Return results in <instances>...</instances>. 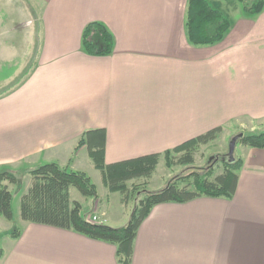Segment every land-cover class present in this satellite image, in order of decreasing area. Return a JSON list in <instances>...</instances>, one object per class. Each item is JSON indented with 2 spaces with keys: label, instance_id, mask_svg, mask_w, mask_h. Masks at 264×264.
Returning a JSON list of instances; mask_svg holds the SVG:
<instances>
[{
  "label": "crops",
  "instance_id": "0c3cea01",
  "mask_svg": "<svg viewBox=\"0 0 264 264\" xmlns=\"http://www.w3.org/2000/svg\"><path fill=\"white\" fill-rule=\"evenodd\" d=\"M17 1H0V33L12 35L0 62L13 71L1 81L17 77L9 64L20 54L36 57L22 85L0 96V169L55 163L108 187L96 164L163 155L217 128L264 130V11L250 18L240 4L239 17L220 9L231 30L197 47L185 30L188 0ZM93 23L112 35L110 56L84 51ZM92 134L103 135L104 149L90 151ZM243 148L233 196L154 207L132 264H264V150ZM22 179L28 191L32 178ZM71 199L90 222L125 226L98 198L72 189ZM19 230L18 239L3 237L0 264H119L112 244L24 221Z\"/></svg>",
  "mask_w": 264,
  "mask_h": 264
},
{
  "label": "trees",
  "instance_id": "16d2710c",
  "mask_svg": "<svg viewBox=\"0 0 264 264\" xmlns=\"http://www.w3.org/2000/svg\"><path fill=\"white\" fill-rule=\"evenodd\" d=\"M237 1L247 17H257L264 11V0H257L251 6L247 4V0ZM231 27L230 19L220 10L214 9L209 0H188L185 30L188 42L191 45L197 47L217 45L225 39ZM95 37H99L102 47L96 46L98 41L95 42ZM82 45L87 54L105 57L112 54L114 40L102 24L93 23L85 29ZM5 70L8 71V76L12 73L10 68L3 66L0 69V75ZM7 75H2L0 81ZM28 75L29 73L25 75V78ZM25 78L22 81L13 83L10 89L0 93V96L7 95L14 89L19 88ZM222 131V128L214 129L172 151L165 152L163 155L126 162L107 170L99 164H96V167L104 172L111 191L127 194L126 183L141 177L144 179L151 178L161 158L165 160L168 168L175 165H193L195 163L194 154L198 149L216 141ZM241 134L243 136L237 144L264 150V132H244ZM85 142V139L80 141L74 156ZM89 144L91 152L93 149H104L103 135H98V137L95 134L90 135ZM241 163V160L235 158L224 162L223 164L227 166L225 173L214 180H211L213 177L212 171L205 175L193 172L172 178L160 191L148 192L143 190L139 192L129 222L121 228H111L90 222L83 216L82 206L72 201V189L79 192L84 198H98L95 184L85 173L69 171L67 168H62L55 163L45 164L23 172L3 168L0 169V216L7 222L14 221L12 207L14 196L8 190L6 183L18 185L23 174H28L32 178V184L21 198L20 216L22 221L73 231L92 240L112 244L117 248L118 263L132 264L134 242L138 231L154 207L168 203L184 204L202 197L231 198L235 192L238 181L237 172ZM123 202V204L128 203V196L124 198ZM20 235L21 231L19 229L9 234L12 239H18ZM2 256L3 250L0 245V257Z\"/></svg>",
  "mask_w": 264,
  "mask_h": 264
},
{
  "label": "rangeland",
  "instance_id": "374dc122",
  "mask_svg": "<svg viewBox=\"0 0 264 264\" xmlns=\"http://www.w3.org/2000/svg\"><path fill=\"white\" fill-rule=\"evenodd\" d=\"M256 1L257 0H247V4L251 6ZM17 2H18V5L19 4L24 5V3H26V5H29L28 2H26L25 0H18ZM209 3L212 5L214 9H218V10L222 9V11H224V13L226 14L230 13L231 8H232V13H235V14H231L232 17H236V16L239 17L238 16L239 3L237 0H220L217 2L215 0H209ZM16 34L17 33H15L13 36H15ZM8 36L12 37V35L10 34L8 35L6 33H0V40H1L0 46H4L5 44H10L6 41L7 40L6 37ZM94 40L95 42L98 41V43L96 44L97 47H102V43L99 37H95ZM18 51H20V49ZM0 53H1L0 58L8 59L10 57L6 55L4 49L3 50L0 49ZM35 53H36V50L31 49L30 51L26 52L24 56L20 54L21 58L10 63L12 65L9 64V66L14 67V69L19 68V71L18 73H16L17 77L16 78L14 77L15 79L13 78L12 80H8V81H4V80L0 81V93L5 92L6 90H9L13 83H15L16 81H20V80L22 81L25 78V75L28 74L34 66L35 57H36ZM3 55H5V57H2ZM15 55H18V53ZM1 65L2 63L0 62V68L5 66V65L3 66ZM7 74H8L7 70H5L2 73V75H7ZM2 75H0V78ZM259 132H264V130L260 127H257L254 130H252V132H247V133H259ZM239 133L241 134L244 132H234V131L230 132L228 130L222 131V133L219 135L216 141L206 146L200 147L198 149V151L194 154L195 163L193 165H189V166L175 165L172 168H168L166 166L165 160L161 158L157 166L155 167V171L151 178L144 179L143 177H141V178H138L132 181H128L126 183L127 194L126 193L123 194L122 192H119V191L117 194H110L109 188L106 186H103L101 177L100 178L94 177L92 181H95L96 186H97L98 201H102V203L110 209L111 215H115V214L122 215L123 224H119V225H126L129 222L131 214L134 210L136 199L139 197V192L143 190L148 191V192L160 191L168 184V182L172 178L178 175H187L193 172L199 173L200 175H205L209 171H212L213 177L211 178V180H214L216 177L224 174L227 169V166L224 165L223 163L231 159L228 156L230 142L232 138L238 135ZM243 147L244 146L240 144L236 145V149H235L234 156H233L236 160L242 159V151L244 149ZM180 156H177V157L179 158ZM23 176H25V174H23ZM22 178L20 182L23 183V186L21 187H18L19 184L10 185L9 183H6L8 190L14 196L13 204H12L13 213H14V221L7 222L3 217L0 216V241H1L0 244L1 246L5 242L3 240L4 239L3 237L5 235L10 234L16 229H21L22 220L20 216V203H21L22 196L25 194L24 191H26L27 187H29L28 182H24ZM126 196H128V203L123 204L124 203L123 200ZM102 221L103 219L101 220V222Z\"/></svg>",
  "mask_w": 264,
  "mask_h": 264
},
{
  "label": "water",
  "instance_id": "95a60500",
  "mask_svg": "<svg viewBox=\"0 0 264 264\" xmlns=\"http://www.w3.org/2000/svg\"><path fill=\"white\" fill-rule=\"evenodd\" d=\"M243 134L236 135L230 142L228 156L234 160V152L238 141L242 138Z\"/></svg>",
  "mask_w": 264,
  "mask_h": 264
},
{
  "label": "built area",
  "instance_id": "2783aa9c",
  "mask_svg": "<svg viewBox=\"0 0 264 264\" xmlns=\"http://www.w3.org/2000/svg\"><path fill=\"white\" fill-rule=\"evenodd\" d=\"M94 221H97V218H94Z\"/></svg>",
  "mask_w": 264,
  "mask_h": 264
}]
</instances>
